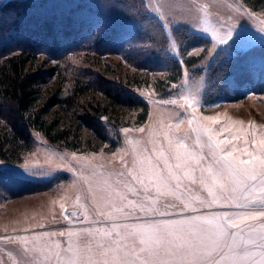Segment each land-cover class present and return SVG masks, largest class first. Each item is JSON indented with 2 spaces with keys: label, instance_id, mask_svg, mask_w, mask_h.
I'll list each match as a JSON object with an SVG mask.
<instances>
[{
  "label": "rangeland",
  "instance_id": "374dc122",
  "mask_svg": "<svg viewBox=\"0 0 264 264\" xmlns=\"http://www.w3.org/2000/svg\"><path fill=\"white\" fill-rule=\"evenodd\" d=\"M7 1L0 0V4ZM145 5L161 19L169 34V51L179 61L182 57L172 36L176 26L186 25L209 37L211 48L192 50L190 54L201 56L202 60L191 68L183 64L182 76L176 82H168L165 72L138 70L120 54L79 57L84 65L107 75L115 71L117 79L130 81L135 93L148 102L149 116L144 123L137 124L140 111L123 109L116 122L103 118L110 135L117 140L114 148L100 143L97 150H72L53 145L41 133L34 132L32 148L20 159H0V172L42 185L38 191L18 196H12V186L0 187V264H75L77 260L86 264L89 258L104 259L92 255L99 244L121 248L131 245L138 253L142 247L139 235L128 234L138 230L124 229L123 225L227 213L242 201L246 203L237 191L235 198L221 196L211 207H201L196 197L210 199L207 190H202L199 183L193 184L183 173L188 171L199 178L201 168L216 171L214 153L216 158H235L237 162L255 160L249 153H261L258 146L254 148L256 142L264 140V127L259 126L264 125V93L212 104L205 102V94L208 67L221 49L233 53L264 42V6L254 10L242 0H145ZM159 80L167 83L162 86L164 91L158 90ZM260 108L263 113H257ZM254 122L259 124L256 132ZM3 131L1 123L0 136ZM88 134L84 131V136ZM177 148L191 160L187 169L178 170L181 186L177 187L173 180L160 184L159 191L150 185L145 193L133 179L140 175L139 162L148 159L158 170L166 171V160L177 163ZM59 178L64 179L57 181ZM221 183L229 184L226 180ZM147 197L156 199L155 208L165 214L146 217L140 206L152 204ZM165 204L175 207L165 208ZM193 207L197 211L193 212ZM87 242L92 254L84 251ZM45 245L54 249L55 254Z\"/></svg>",
  "mask_w": 264,
  "mask_h": 264
},
{
  "label": "trees",
  "instance_id": "16d2710c",
  "mask_svg": "<svg viewBox=\"0 0 264 264\" xmlns=\"http://www.w3.org/2000/svg\"><path fill=\"white\" fill-rule=\"evenodd\" d=\"M242 1L254 10L264 6V0ZM172 36L182 61L170 53L169 34L145 0L0 4V124L4 126L0 159H20L32 148L34 132L72 150H97L100 143L116 147L103 118L116 122L123 109H138L137 124H142L149 116L148 102L135 93L130 81L117 79L115 71L107 75L80 63L79 57L120 54L138 70L165 72L168 82H176L183 64L191 68L202 60L191 51L209 50L212 40L186 25L174 27ZM207 79V104L264 93V42L233 53L221 49L208 67ZM157 84L164 91L167 83ZM5 185L12 186V196L42 187L0 172V187Z\"/></svg>",
  "mask_w": 264,
  "mask_h": 264
},
{
  "label": "snow or ice",
  "instance_id": "6c2138e0",
  "mask_svg": "<svg viewBox=\"0 0 264 264\" xmlns=\"http://www.w3.org/2000/svg\"><path fill=\"white\" fill-rule=\"evenodd\" d=\"M221 43H224L222 40ZM212 119V118H209ZM262 145L260 157L255 160L239 161L235 158L227 159L224 157L216 158L214 153V163L217 168L213 171L211 167L200 169V177L196 178L188 171H184L183 175L187 177L193 184L199 183L202 190H207L209 198L196 197L201 207H211L213 202L221 196L224 198H235L233 195L237 191L241 196L248 191L249 181H257L264 188V140L260 141ZM164 154H161L163 157ZM231 156V153L227 154ZM254 153H249L253 156ZM176 164H170L165 161L166 171L158 170L150 160L140 161V175L133 179L143 188L144 192L149 191V186H156L159 191V185L170 181H176V186H181L182 177L178 170L187 169L191 164V160L187 159V154H181L179 148L175 150ZM136 162H134L135 167ZM205 173L207 177L205 178ZM207 179V183L205 182ZM147 180V183H145ZM228 181L229 184L221 183ZM106 184L107 182L104 181ZM231 185V186H230ZM126 186V182H125ZM214 189H217L214 191ZM186 190H189L186 186ZM138 194V193H137ZM228 194V195H225ZM152 200V204L148 206H140V211L146 217L156 214L164 215L159 209L155 208L156 199L147 197ZM259 204L264 206V195L259 200H249L241 205L244 208H255ZM165 208H174V204H165ZM184 208L187 210L188 205ZM192 211H197L193 207ZM234 216H264V210L261 211H245L232 214ZM227 217V220L225 218ZM119 227V226H114ZM124 229H136L138 232L128 233L131 236L139 235V243L142 245L137 253L131 245L121 248L119 246L107 247L105 244H99L98 251L91 253L90 242L84 245V251L101 256L103 260H93L89 258L86 264H264V224L260 226L257 233L260 237V243L257 247L259 252L237 251L233 245L228 244V239L233 236L229 232L230 228H238L229 213H208L206 216H186L178 220H146L143 224L123 225ZM108 233L105 231L104 235ZM250 242L255 243L251 238ZM71 239V237H70ZM45 247H49L45 245ZM58 247V245H57ZM70 250L71 245L69 246ZM225 249H229L225 253ZM55 254V250L51 249ZM77 255L80 250L77 249ZM143 259H140V257ZM133 257H136L133 259ZM217 257L221 259L218 261ZM256 257H259L257 261ZM75 264H82L77 260Z\"/></svg>",
  "mask_w": 264,
  "mask_h": 264
},
{
  "label": "crops",
  "instance_id": "0c3cea01",
  "mask_svg": "<svg viewBox=\"0 0 264 264\" xmlns=\"http://www.w3.org/2000/svg\"><path fill=\"white\" fill-rule=\"evenodd\" d=\"M157 18L160 19L159 17ZM253 94L255 93H250L246 98L254 97ZM256 111L257 113H263L261 108ZM263 119H264V116H263ZM256 125H259V124L254 122V132H256L257 130ZM259 126L264 127L263 123H261V125ZM257 146L261 150L262 145L257 142L255 143L254 150L257 148ZM260 154L261 153L257 154L256 156V154L254 153V158L256 159L260 157ZM258 181H259V177L257 178V181H249L248 191L243 193L244 194L243 197L246 198V203L249 200H252V201L259 200L262 197V195H264V188L260 186ZM241 204H243V201L241 202ZM241 204L238 205V208H232V211L229 210V212H227L229 213V215L231 214L230 216L232 217L233 222L239 225L238 228L234 227V228L229 229V232L233 233L234 235L228 239V242H229L228 244L233 245V242H234V248L237 251L247 250L251 252H259L260 249L257 247V245L260 243V237L257 233L260 230V226L264 224V216H234L232 214L239 213V212H245V211H261V210H264V206L257 204L255 208H244V207H241ZM225 220H227V217L225 218ZM250 234H253L251 238L255 240V243L250 242ZM226 252L228 253L229 249H226L225 253ZM220 259H221L220 257H217L218 261Z\"/></svg>",
  "mask_w": 264,
  "mask_h": 264
}]
</instances>
